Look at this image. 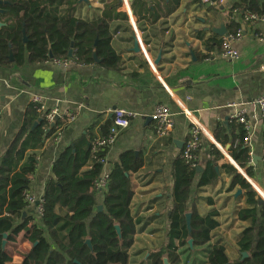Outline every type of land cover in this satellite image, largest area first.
<instances>
[{"label": "crops", "instance_id": "crops-1", "mask_svg": "<svg viewBox=\"0 0 264 264\" xmlns=\"http://www.w3.org/2000/svg\"><path fill=\"white\" fill-rule=\"evenodd\" d=\"M121 1L119 11L125 12L128 19L111 23L115 31L111 44L121 57L118 70L105 69L97 62H73L63 66L53 61L29 63L27 60L21 65L0 67V160L21 128L33 93L42 95L46 107L57 106L62 112L75 114L54 141L49 142L50 138H47L44 146L37 150V164L29 183V192L37 198L42 197L46 181L53 176L52 164L63 150L82 135L89 143L94 137L104 135L101 127L113 119L112 109L134 112L136 116L130 120L129 126L108 149L103 170L110 171L125 151L142 156V167L131 176L130 211L141 221L137 224L129 253L132 264H149V253L165 242L172 208V165L188 137L190 118L194 119L200 128L201 170L213 145L222 151L223 157L215 167L218 173L215 184L198 189L196 177L190 188L188 208L195 201L201 214L210 209L217 210L219 225L213 231L211 242L214 235H219L215 237L224 239L221 242L230 260H234L239 255L237 238L231 243L227 235L236 227L240 233L247 225L236 218V211L244 205V198L235 195L237 188L227 191L231 178L219 165H235L229 155V146L238 134L237 124L242 125L235 115L242 112L251 127V138L246 145L251 161L252 156L258 159L252 165L247 162L251 166V176L244 168L237 171L251 186L264 193V118L255 103L264 94V33L260 39L250 35L240 39L235 44L238 58L220 57L222 35L213 29L223 26L227 33L234 24L236 29L246 28L240 16L231 9L236 0H224L223 4L216 6L203 5L201 0H179L171 14L155 20L152 0H144L145 10L140 16L132 14V0ZM105 2H77L74 16L95 19L101 15ZM0 23H4L3 19ZM253 31L259 33L260 30L255 27ZM135 39L142 42V49L152 65L142 50L133 49ZM158 55V63L154 64ZM158 104L168 106L174 113V127L164 137L155 135L151 116ZM179 106L187 109L188 116ZM204 197L211 198L213 205L202 200ZM97 200L101 203V194ZM33 208L26 207L27 215L32 214ZM28 246L29 241L19 233L16 243L10 247L11 261L8 264H14L15 258L21 251V255L25 254ZM229 248L234 253L237 251L236 256L229 254ZM21 255L18 258L22 260ZM141 257L143 261H139Z\"/></svg>", "mask_w": 264, "mask_h": 264}, {"label": "trees", "instance_id": "trees-1", "mask_svg": "<svg viewBox=\"0 0 264 264\" xmlns=\"http://www.w3.org/2000/svg\"><path fill=\"white\" fill-rule=\"evenodd\" d=\"M152 1L154 20L171 14L179 2ZM77 2L0 0L3 10L0 20L4 22L0 27V67L21 65L26 60L39 63L71 59L78 64H92L95 63L94 52L99 66L118 70L121 57L111 44L115 32L111 23L128 19L125 12L119 11L122 1L106 0L101 15L92 20L74 16ZM144 5V0H132V14L140 16L145 10ZM231 9H237L240 14L249 12L264 17V0H236ZM236 28L234 24L231 31ZM23 31L26 42L23 41ZM71 42L72 56L68 57ZM38 119L37 125L31 129ZM112 120H107L101 127L103 134L113 125ZM67 122L68 117L64 116L51 127L31 104L17 136L0 160V264L11 261L10 247L16 243L19 233L30 243L20 264H132L129 251L141 219L135 218L130 211L131 176L142 167L141 155L136 156L132 151L120 155L109 171L107 187L99 203L97 197L100 194L94 188V181L103 168L99 158L104 157L107 150L92 153L91 144L82 135L53 162V176L46 181L43 190L42 214L37 217L34 211L31 215L25 211L30 205L24 199V192L29 189L36 168L37 150L44 146L47 138H50L49 142L54 141L52 136L56 128ZM237 127L238 134L229 146V155L235 165L229 163L219 167L231 178L227 191L240 189L238 197L244 198V205L236 211V218L247 223L237 236L238 257L230 260L221 240L211 242L213 231L219 225L216 209L201 214L195 201L188 208L190 188L196 177L198 189L213 185L218 179L215 167L223 153L213 145L200 172L196 171L201 167L200 161L197 167H190L182 157V151L174 160L171 170L172 208L165 242L149 253V264H164L163 258L168 264H180L185 252L203 254L202 260L194 259L195 264H264V200L237 171L244 168L251 176V166L247 165L251 156L243 142V127L241 124ZM262 166L264 177V154ZM202 200L213 205L209 197ZM98 205H102V210L97 211ZM187 212L191 213L189 230L185 219ZM3 234H6L4 247ZM189 238L192 239V248L187 242ZM242 252L247 256L242 258Z\"/></svg>", "mask_w": 264, "mask_h": 264}, {"label": "built area", "instance_id": "built-area-1", "mask_svg": "<svg viewBox=\"0 0 264 264\" xmlns=\"http://www.w3.org/2000/svg\"><path fill=\"white\" fill-rule=\"evenodd\" d=\"M203 5H219L223 4L224 0H201ZM234 14L240 16L243 23L245 24L246 28H238L235 31L224 33L221 36V51L220 57H227L231 59L238 58V51L235 47V44L240 41L246 35L254 36L257 39H260L262 33H264V17L257 16L254 13H239V11L234 9ZM259 28V33L257 31H253V28ZM138 41H140L138 39ZM140 50L143 51L144 57L147 61L151 64L150 59L146 55L145 51L142 49L143 44L140 41ZM56 64H60L63 66H68L73 61L71 59H59L53 61ZM152 65V64H151ZM260 114L264 118V94L259 96L255 101ZM31 104L33 105L37 114H40L44 117V119L48 123H55L57 119L62 118L64 116L68 117V122L72 121L75 118L74 113H67L62 112L57 106L53 107H46L45 101L42 95L38 93H33L31 95ZM180 110L188 116L187 109L179 106ZM113 116V125L104 135H99L94 137L91 141V151L92 153H96L97 151H104L107 150L115 143L121 131L126 129L129 126L130 120L136 116V114L132 111L123 109V108H114L111 110ZM152 119L154 120V131L157 137H164L169 132L172 131L175 123L174 113L169 109L168 106L164 104H158L153 113ZM235 118L242 123L244 128V138L243 142L245 145L249 144L251 138V127L248 121L243 116L242 112H238L235 115ZM0 121H1V113H0ZM191 127L189 130L188 137L183 145L182 149V157L184 158L185 162L189 164L190 167H197L198 161L200 160V148H201V141H200V128L198 123L190 118ZM64 125H61L56 128L53 138L54 140L57 138L58 134L62 130ZM106 151V153H107ZM99 162L102 163L103 167L106 163V154L104 157L99 158ZM251 159L248 163H251ZM109 178V171H105L102 168L100 175L94 181V188L97 190L98 194H103L107 187V181ZM255 192H257L258 196L264 200V193L259 190L257 187L253 186ZM261 191V192H260ZM24 199L33 208V213L39 217L42 214V197L37 198L35 195L29 192V189L24 192Z\"/></svg>", "mask_w": 264, "mask_h": 264}, {"label": "water", "instance_id": "water-1", "mask_svg": "<svg viewBox=\"0 0 264 264\" xmlns=\"http://www.w3.org/2000/svg\"><path fill=\"white\" fill-rule=\"evenodd\" d=\"M83 1H85V0H78L79 3H80V2H83ZM127 1L129 2L130 0H127ZM2 12H3V10L0 9V13H2ZM3 25H4V23H0V27L3 26ZM213 31H214L215 33H217L218 35H223V34L225 33L226 30H225V28H224L223 26H221V27L218 28V29H213ZM23 41H24V42L27 41V37H26L24 31H23ZM72 46H73V42H71V44H70V49L68 50V57H71V56H72ZM133 49H134L135 51H138V50L140 49V48H139V44H138V40H137V39L134 40V47H133ZM49 56L51 57V55H49ZM159 57H160V55H158L157 59L154 61V64H157V63H158ZM11 59H12V58H11ZM93 59H94L95 62H98V61H99V60L97 59V57H96V55H95L94 52H93ZM37 123H38V121L35 122V123L32 125L31 129H33V128L37 125ZM53 124H54V123H51L50 126L52 127ZM257 159H258V157L252 156V163H251V165H252V164H255L256 161H257ZM216 170H217V168H216ZM196 171H197V172H200V171H201V168H200V167H197V168H196ZM240 193H241V190L238 189V190L236 191L235 195H239ZM259 198H260V197H259ZM260 199L263 200L262 198H260ZM99 210H102V205H98V206H97V211H99ZM190 217H191V213H190V212H187V213L185 214V219H186V225H187L188 230L190 229ZM115 229H116L117 233L119 234L120 230H119L118 225L115 226ZM3 237H4V240L2 241V247L5 246V242H6V241H5L6 234H3ZM86 242H87L88 244H90V242H89L88 239L86 240ZM187 242H188L189 247L192 248V239L189 238ZM246 256H247V253H246V252H242V253H241V257H242V258H244V257H246ZM163 263H164V264H168L166 258H163Z\"/></svg>", "mask_w": 264, "mask_h": 264}, {"label": "rangeland", "instance_id": "rangeland-1", "mask_svg": "<svg viewBox=\"0 0 264 264\" xmlns=\"http://www.w3.org/2000/svg\"><path fill=\"white\" fill-rule=\"evenodd\" d=\"M252 188H253V185H252ZM257 194V192H256ZM258 195V194H257ZM240 229L238 227L235 228L234 232L233 233H230L228 234L227 236V239L232 243L234 241H236V238H237V235L239 234L238 231ZM236 232V233H235ZM215 236L217 237H220L219 235H214L213 238L214 240L213 241H216V240H219V238H216ZM216 239V240H215ZM222 241H224V239H221ZM160 241V240H159ZM158 241V242H159ZM153 243V242H152ZM151 243V244H152ZM30 244V243H29ZM29 247V246H28ZM149 249H151L152 247H148ZM146 249V248H144ZM237 250V249H236ZM147 250H145V253H146ZM149 251V250H148ZM228 252L231 256H236L237 254V251H235V253L232 251V249H228ZM22 251L19 253L18 257L21 255ZM24 254V253H23ZM23 254L21 256H23ZM16 257L15 259V263L14 264H18L19 260H21V257L18 258ZM144 258V255L142 256ZM139 258V261H143V258ZM199 259V260H202L203 258V254L201 252H185L183 255H181V261H180V264H195V261L194 259ZM17 261V262H16Z\"/></svg>", "mask_w": 264, "mask_h": 264}]
</instances>
